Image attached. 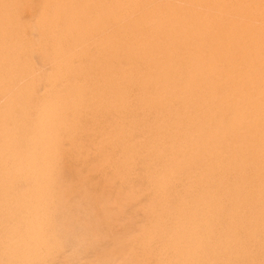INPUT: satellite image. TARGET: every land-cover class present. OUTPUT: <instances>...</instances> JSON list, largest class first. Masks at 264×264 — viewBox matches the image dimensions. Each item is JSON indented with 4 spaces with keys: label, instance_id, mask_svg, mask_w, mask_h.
Listing matches in <instances>:
<instances>
[{
    "label": "bare ground",
    "instance_id": "obj_1",
    "mask_svg": "<svg viewBox=\"0 0 264 264\" xmlns=\"http://www.w3.org/2000/svg\"><path fill=\"white\" fill-rule=\"evenodd\" d=\"M31 1L0 0V226L11 225L2 232V264H53L58 236L75 234L73 219L63 228L68 203L57 173L65 156L77 155V115L94 99L96 113L111 115L109 135L94 152L109 154L99 161L100 176L115 166L109 177L120 196L133 190L135 171L143 175L135 205L148 214L138 211L145 229L132 248L160 237L153 251L148 246L155 264H218L256 243L263 259L264 0ZM39 57L49 67L43 78L34 72ZM107 200H98L103 210ZM169 202L172 212L164 210Z\"/></svg>",
    "mask_w": 264,
    "mask_h": 264
},
{
    "label": "rangeland",
    "instance_id": "obj_2",
    "mask_svg": "<svg viewBox=\"0 0 264 264\" xmlns=\"http://www.w3.org/2000/svg\"><path fill=\"white\" fill-rule=\"evenodd\" d=\"M30 1V0H29ZM36 1V0H35ZM32 5H34V1L32 0L31 2H30ZM24 16L22 15V18H23ZM45 57V56H44ZM42 59V61H41V59ZM46 58V57H45ZM45 58H43V57H39V58H37L38 60H36L35 61V69H34V72H35V74L39 77V78H43L44 76H45V74H47V72L49 73V69H47V68H49V67H47L44 63H46L45 61H46V59ZM45 59V60H44ZM40 60V61H39ZM44 61V63H43V65H41L42 63L41 62H43ZM37 63V64H36ZM40 64V65H39ZM38 66V67H37ZM43 66V67H42ZM38 68V69H37ZM40 68L41 69H43V71L42 70H40ZM45 68V69H44ZM41 72H40V71ZM46 70H47V72H46ZM45 71V72H44ZM43 75H42V74ZM41 75V76H40ZM98 105V100L97 99H94V101L90 104V108H91V110H87L88 112V114L87 113H85V112H83V111H85V110H83V111H81V114H78L77 116H78V119H79V121H80V127L77 129V131L75 132V135H76V142H77V149H76V147H74V151H73V155L74 154H77V155H75V156H73V158H71V156H65L64 158H63V160H62V166L61 167H59V169H58V173H57V175H58V180H60V182H59V188H61V190H60V192L61 191H64L63 192V196L62 197H64V203L65 202H67L66 204H67V208H66V210H64L63 211V209L61 210V208L59 209V210H61V212L62 213H64V214H61V212L60 211H58L57 212V214H61V215H67V216H69V217H67V216H65V220L64 221H66V222H63V228L64 229H67L69 226H70V224H71V226H70V228H68V229H71L72 227H73V232L75 231V234L73 233V234H70L69 236L68 235H65V236H63L62 234L61 235H59L58 237L61 239V240H58V242H57V244L61 247H59V249H58V254H57V257H56V259H55V261L54 262H52L53 264H103V263H108L110 260H111V258H112V262H113V260H117V263H120V264H125V262H126V264H131V263H137V264H147L148 262L150 263L151 261H152V264L154 263L155 264V262H154V260H152V258L154 259L155 257H154V255L153 254H151V255H147V252H148V246L150 247V249L153 251L156 247H157V245H158V243H160L161 242V238L159 237V238H156V240H152L151 241V243H149V244H147L146 246H145V248L144 249H142V250H136L135 248H132V247H134L133 246V240L136 238V236H135V234H138V236L139 235H141L142 233H140V232H143L144 231V229L145 228H143V223H142V221H141V217L139 218L138 217V214H140L139 212H141L142 214L144 213V215H142V216H145V214H148V212L146 213L145 212V210H144V208H142V211L140 210L141 209V207H139V206H136L135 204H136V202L138 201V196L140 197L141 195H142V192L140 191L139 192V190H137L138 188H140L141 187V185L143 184V175L142 174H140V172L139 171H135V173L133 174V178H132V182H133V187L135 188H132L133 190H130V191H134V193H132V192H130L129 191V193H130V195H129V193L128 194H123V195H120L121 196V198H120V196H119V194L120 193H118V192H116V188H115V190L113 191V188H114V186H115V183L112 181V179H111V177L113 176V174H115L114 172L116 171L115 170V166H113V169H111V171L109 170V171H107V173H106V175L105 176H100V170H99V161H100V164L102 163V161L103 162H105V160L107 161V157H109V154L108 155H104V156H102V157H100V158H97V156L95 155V151H96V148H97V146L98 145H100V144H103L104 143V141H106V139H107V136L109 135V130H110V128H111V119H110V114L108 113V112H100V113H96L95 111H94V109H92V108H95L96 106ZM83 112V113H82ZM103 114V115H102ZM97 116H98V118H97ZM105 116H106V118H105ZM109 116V117H108ZM102 118V119H101ZM108 119H110V120H108ZM84 123H83V122ZM106 121V122H105ZM134 121V120H133ZM82 124V125H81ZM83 124H84V126H83ZM90 125V126H89ZM87 126L90 128H87ZM84 127V128H83ZM88 129V130H86V128ZM105 128H106V131H105ZM84 129V130H83ZM86 130V131H85ZM85 131V132H84ZM83 134V135H82ZM105 137H104V136ZM80 136V137H79ZM84 136V137H83ZM96 136H97V138H96ZM104 138V139H103ZM81 139L82 140H84V142L83 141H81ZM103 139V140H102ZM79 140H80V142H79ZM82 142L84 143V144H82ZM80 143V144H79ZM97 143V144H96ZM79 144V145H78ZM79 146H80V148H79ZM86 146H88V147H86ZM90 147H91V152H90ZM95 149V150H94ZM78 150V151H77ZM82 151V152H81ZM76 152V153H75ZM80 152V153H79ZM90 152V153H89ZM89 153V154H88ZM87 154L89 155L88 156V159H87ZM76 157V158H75ZM105 157V159H103ZM69 159V160H68ZM72 159V160H71ZM101 159V160H100ZM103 159V160H102ZM77 160H79V161H77ZM86 160V161H85ZM90 160V161H89ZM81 161H83V162H81ZM84 162H85V164H84ZM92 162V163H91ZM97 162H98V164H97ZM67 163V164H66ZM95 164V165H94ZM94 167H93V166ZM92 166V167H91ZM98 166V167H97ZM64 167H66V169L64 168ZM68 167V168H67ZM75 167H79L78 169L76 168H73ZM97 167V168H96ZM62 168V170L60 171V169ZM70 168V169H69ZM72 168V169H71ZM93 168V169H92ZM96 168V169H95ZM67 169H69L68 171H67ZM74 170H77L76 172H77V174L79 173V176L75 173V171L73 172ZM96 170V171H95ZM70 171V172H69ZM72 171V172H71ZM90 171V172H89ZM94 171V172H93ZM67 172L69 173V175L67 174ZM87 172L89 173V174H87ZM139 172V173H138ZM61 173V174H60ZM72 173V174H71ZM136 173H138V175L139 176H137V174ZM75 174H76V177H78V178H76V177H74L75 176ZM82 175V176H81ZM89 175V176H88ZM108 175V176H107ZM140 175H141V178H140ZM106 176H107V178H106ZM109 176H111V177H109ZM67 177V178H66ZM68 177H69V179H68ZM59 178H61V179H59ZM63 178V179H62ZM74 178V179H73ZM94 178V179H93ZM109 178V179H108ZM88 179L90 180V183L92 184V186H90L91 184H89V182L87 183V181H88ZM107 181H106V180ZM66 180V183H64V181ZM74 180L75 181H77V182H75V184H73L74 183ZM86 180V181H85ZM91 180H93V181H91ZM109 180V181H108ZM63 181V182H62ZM67 181H69V182H67ZM70 181H72L71 183H70ZM84 181V182H83ZM98 181V182H97ZM94 182V183H93ZM60 183H64L63 185L66 187H64V186H62V184H60ZM68 183H70L69 184V186H71L70 187V189H67V186H66V184L68 185ZM79 183V184H78ZM82 183H85V186L82 184ZM87 183V184H86ZM98 183L100 184V185H98ZM110 183V184H109ZM83 186H82V185ZM89 184V185H88ZM102 184V185H101ZM106 184H108V185H106ZM88 185V186H87ZM94 185V186H93ZM104 185H105V187H104ZM69 186H68V188H69ZM78 186V187H77ZM86 186H87V188H86ZM91 187V189L90 188H88V187ZM96 186V187H95ZM107 186H109V187H107ZM113 186V188H111ZM137 186V187H136ZM62 187H64L63 189H62ZM82 187V188H81ZM83 187H84V189H83ZM95 187V188H94ZM93 188V189H92ZM98 188V189H97ZM108 190V191H106V189ZM111 188V189H110ZM79 189L81 190V189H83V191H87V189H88V191H90V192H93L94 190L95 191H97V192H95V193H93V194H95L94 195V199H95V197H96V199H95V204H94V201L92 202L91 200H93L92 199V197L90 196L91 194H90V192H84L83 193V191L81 192V191H79ZM97 189V190H96ZM105 189V191H103ZM93 190V191H92ZM137 190V191H136ZM66 191H68L67 193H66ZM72 192V193H70V192ZM75 191V192H74ZM111 191V192H110ZM106 193L105 195H104V193ZM115 192V193H114ZM79 193H81V195H82V197H81V195L79 194ZM89 193L90 195H88V198H87V194ZM96 193H98V194H96ZM108 193H111V194H108ZM114 193V196L112 195ZM60 194V193H59ZM68 194V195H67ZM75 194H77V195H75ZM84 194H85V197H83L84 196ZM92 194V195H93ZM133 194H135V197H133L134 195ZM140 194V195H139ZM110 195V196H109ZM66 196H67V199H69V200H67L66 199ZM77 196H79L78 198H76ZM89 196H90V198H89ZM98 196V197H97ZM102 196V197H101ZM109 196V197H108ZM112 196V197H111ZM118 196V197H117ZM132 197L131 199L133 200L134 198V201H132L130 198H126V197ZM69 197V198H68ZM72 197V199H70ZM73 197L74 198H76V199H73ZM117 198V199H115V198ZM124 197L126 198V199H124ZM82 198V199H81ZM84 198H87L86 200H83ZM99 198V199H98ZM101 198H102V200L103 199H105V202H106V200L108 201V203H106V204H109V206L107 205V206H105L104 207V210H103V206H104V203H102V202H99V201H102L101 200ZM78 199V200H77ZM81 200V202H80V200ZM99 201H98V200ZM111 199H113V200H111ZM124 199V200H123ZM137 199V200H136ZM71 200V201H70ZM83 200V201H82ZM117 200V201H116ZM127 200V201H126ZM69 201V202H68ZM73 201H75V202H73ZM76 201H77V204H75L76 205V207H75V205H74V203H76ZM88 202V203H85L87 206H85L84 205V203L83 202ZM91 201V202H90ZM116 201V202H115ZM128 201H130V202H128ZM61 202V203H60ZM59 203L60 204H62V201H60ZM98 202V203H97ZM125 202H127V204L125 203ZM132 202V203H131ZM71 203V204H70ZM73 203V204H72ZM103 204V206H102V208L100 207L102 204ZM111 203V204H110ZM131 203V204H130ZM90 204H92L91 206H90ZM105 204V205H106ZM124 204V205H123ZM173 205L171 202H169V204H167L166 206H165V208H164V210H168V211H173L174 210V208H173V206H171V205ZM70 205H71V207L72 206H74V207H70ZM89 205V206H88ZM95 205L97 206L95 209H97V211L94 209V207H95ZM133 208V206L132 205H134V207L135 208H131L130 206ZM82 206V207H81ZM83 206H84V208H83ZM110 206H114V209H115V207L117 206V208L114 210V209H112V210H114V212L111 210V212H112V214H111V217L110 218H108L107 219V216L108 215H105V217L106 218H104V211H105V209L108 207L109 209H110ZM127 206V207H126ZM128 207H130L131 209H129V211L130 212H127L128 211ZM72 209V210H70V212L71 211H73L72 213H69V210H68V212H66L65 213V211H67V209ZM89 208V209H88ZM94 210V212L91 210ZM98 208H99V210H100V208H101V210H100V212H99V210H98ZM120 208V209H119ZM124 208V209H123ZM138 208V209H137ZM118 209H119V211H118ZM127 209V210H126ZM87 210V211H86ZM103 210V213L101 212ZM121 210H123V211H121ZM144 210V211H143ZM86 211V212H85ZM110 211V210H109ZM121 211V212H120ZM124 211H125V213H124ZM139 211V212H138ZM146 211H148V210H146ZM115 212H117V213H115ZM88 213L90 214L91 213V217L94 219H92V218H90V216H88ZM95 213H96V216H95ZM97 213L98 214H100V216L99 215H97ZM114 213L115 214H117L115 217H114ZM134 213V214H133ZM58 215L59 217H61V215ZM71 214V215H70ZM72 214H74V215H72ZM77 214H79L80 216H78ZM86 214V215H85ZM119 214V215H118ZM124 214H126V215H124ZM129 214V215H128ZM135 214H137L136 216H135ZM102 215V216H101ZM124 218H122L121 216ZM73 218H72V217ZM112 216H113V219H111L112 218ZM125 216H127V217H125ZM131 216H134L133 218L131 217ZM97 217V218H96ZM100 219H99V218ZM102 217L104 218V221H102L103 219H102ZM109 217V216H108ZM117 217V218H116ZM118 217H120L121 218V220L118 218ZM135 217H137V218H135ZM67 218V219H66ZM69 218H70V220H69ZM75 218L77 219L78 218V221H76L75 220ZM84 218V219H83ZM85 218H86V220H85ZM90 218V219H89ZM116 218V219H115ZM63 219V218H62ZM73 219V220H72ZM81 221H80V220ZM92 219V221H90ZM96 219H98V222H96ZM102 219V220H101ZM105 219L106 220H108L109 222V225L110 224H113V222L112 221H116V223H117V225H115V222H114V228H108V230L110 231H108V230H104L106 227H108L109 225H108V223L106 222L105 223ZM135 221H134V220ZM139 219V220H138ZM72 220V222L71 223H69V225H68V221L70 222ZM75 220V221H74ZM102 222H101V221ZM111 220V221H110ZM120 221L119 222V224H118V221ZM123 220H125V221H123ZM96 222V226H94V224H95V222ZM133 221H134V223H133ZM74 222V223H73ZM77 223V225H76V223ZM82 222H83V224H82ZM90 222H92V223H90ZM78 223H80V224H78ZM94 223V224H93ZM98 223V224H97ZM100 223H102V224H104V228L103 227H101V225H100ZM122 223H124L125 225H123ZM127 223V224H126ZM67 225V228L65 227L66 225ZM74 224V225H73ZM85 224H87L86 226H85ZM90 224V225H89ZM92 224H93V226H92ZM122 224V226H119V225H121ZM131 224V225H130ZM143 224V225H142ZM8 226V228L11 226L10 224H7ZM79 225V226H78ZM80 225H81V227H80ZM98 225H100V227H98ZM108 225V226H107ZM137 225V226H136ZM142 225V226H141ZM6 225H4V226H0V234L3 232L4 233V231L7 229V227H5ZM61 226H62V224H61ZM86 228H85V227ZM88 226H91V227H88ZM119 227V228H121V230L119 229V228H117V227ZM129 226V227H128ZM142 228H141V227ZM1 227H2V229H1ZM79 227L80 228H82V229H79ZM92 227L94 228V230L92 229ZM125 227V228H124ZM144 227H145V225H144ZM78 229V230H74V229ZM88 228H90V229H88ZM102 228V229H101ZM135 228V229H134ZM139 230H138V229ZM5 229V230H4ZM101 229V230H100ZM107 229V228H106ZM112 229V230H111ZM113 229H114V231H113ZM122 229H124V231L123 232H121L122 231ZM137 229V230H136ZM80 230H82V231H80ZM88 230V231H87ZM95 230H96V234H93V233H95ZM103 230H104V232H103ZM115 230H118V231H115ZM80 231V232H79ZM93 231V232H92ZM105 231H107V233L105 232ZM130 231V233L128 234V232ZM133 231V232H132ZM87 232H89V233H86ZM98 232L102 235V236H100V234H98ZM114 232V233H113ZM116 232H118V233H116ZM132 232V233H131ZM3 233H2V235H1V237H0V240H1V242H0V246H1V244H2V239H4V237H3ZM84 233V234H83ZM90 233H92L93 235H95V236H93L92 234L90 235ZM110 233H111V235H110ZM121 233V234H120ZM123 233H125V234H123ZM78 234V235H77ZM114 234V236L112 237V235ZM123 234V235H122ZM72 235V239L70 238V236ZM80 235V236H79ZM86 235H88V237H89V239H93L92 241H89V239H88V237L86 236ZM99 235V236H98ZM106 235V237H104ZM61 236L64 238H61ZM73 236H79L78 238H74ZM83 236V237H82ZM92 236V237H91ZM108 236H109V238H108ZM123 236V238H121ZM128 236V237H127ZM135 236V237H134ZM68 237V238H67ZM81 237V238H80ZM85 237V238H84ZM117 237V238H116ZM68 239V240H66V239ZM70 238V239H69ZM86 240V242L84 241V239ZM87 238V239H86ZM98 238V239H97ZM100 238V239H99ZM103 239V241H102V239ZM113 238H115V239H113ZM120 238H121V240H120ZM127 238L129 239V240H127ZM81 239V240H80ZM83 239V240H82ZM96 239H97V241L98 242H95L96 241ZM110 240V241H108V240ZM120 241H122V242H120ZM127 240V241H125V240ZM132 239V240H131ZM63 240V241H62ZM100 240H101V242H100ZM107 242H109V243H107ZM112 240V241H111ZM114 240H115V243H113L114 242ZM124 240V241H123ZM64 241L66 242V243H64ZM70 241H73L72 243H74V244H71L70 243ZM76 241V242H75ZM79 241V242H78ZM80 241H82L81 243H80ZM118 241V242H117ZM129 241V242H128ZM86 244H85V243ZM93 242V243H92ZM120 242V244L118 245L117 243H119ZM124 242V243H123ZM127 242V243H126ZM62 243H63V245H64V247H63V245H62ZM87 243H90L89 245H87ZM100 243V244H99ZM102 243H104V245L102 246ZM107 243V244H106ZM123 243V244H122ZM261 244H264V241L263 242H260ZM61 244V245H60ZM68 244V245H67ZM78 244V246H76ZM95 244V245H94ZM98 244V247L100 246L101 247V249L102 250H99L100 249V247L98 248L96 245ZM106 244V245H105ZM112 244V245H111ZM116 244V245H115ZM71 245H72V247H71ZM75 245V246H74ZM114 245V246H113ZM82 246V247H81ZM86 248V250L84 249V247ZM87 246H89V247H87ZM93 246V248H95V247H97V248H95V249H98V250H95V249H93V248H91ZM106 247V248H103V247ZM108 246H110V248L111 247H113V248H111V250H110V248L108 247ZM118 246V247H117ZM251 246H253V248L251 249L252 250V252L251 253H247V254H245L244 252H243V248H242V246L241 247H239L238 248V250L237 251H235V252H228V254H229V256H228V254L226 255V256H224V261H223V259H221V262H218V264H231V261L233 262L232 264H234L235 262V264H243V262L241 261V258H243L244 260L246 259V263L244 262V264H264V255H262V257H263V259H261V256H260V254H262L261 253V249L259 248V251H257L258 250V247L256 246V243H253ZM62 247H63V251L62 250H60V249H62ZM116 247H117V249H116ZM256 247H257V249H256ZM87 248H89V250L87 249ZM121 248V249H120ZM129 248V249H128ZM132 249V251H131V249ZM71 249V250H70ZM78 249V250H77ZM80 249V250H79ZM93 250V251H91V250ZM105 249V250H104ZM113 249L115 250V251H113ZM82 250H84L83 252L84 253H82ZM109 250V251H108ZM117 250V251H116ZM127 250H128V252H127ZM62 251V252H61ZM76 251H77V253H76ZM90 251L92 252V253H90ZM97 251V252H96ZM101 253H100V252ZM110 251L112 252V253H110ZM131 251V252H130ZM62 254H61V253ZM64 252V253H63ZM87 252V253H86ZM100 253V255H99V253ZM119 252V253H118ZM133 252V253H132ZM240 252H242V253H240ZM247 252H249V250L247 251ZM107 253V254H106ZM128 253V254H127ZM239 253V254H238ZM68 254V255H67ZM78 254H80V255H82V254H84V255H82V257L80 258V255H78ZM86 254H89L88 255V258H86L87 257V255ZM96 254V255H95ZM103 254V255H102ZM129 254H130V256H129ZM237 254V255H236ZM250 254V255H249ZM257 254V255H256ZM60 255H61V257H60ZM77 255V256H76ZM99 255V256H98ZM105 255V257H103ZM112 255V256H111ZM115 255H117V257H119V258H117ZM120 255H124V256H126L127 255V259H126V257H121L120 258ZM239 255V256H238ZM244 255V256H243ZM246 255V256H245ZM84 256V257H83ZM96 256V257H95ZM102 257V259L101 258H99V257ZM111 256V257H110ZM133 256V257H132ZM135 256V257H134ZM251 256V257H250ZM254 256H256V257H254ZM0 261H2L0 264H2L4 261L2 260V256H1V254H0ZM75 257V258H74ZM93 257H94V259H96V260H91V259H93ZM98 257V258H97ZM152 257V258H151ZM245 257V258H244ZM78 258H79V260H78ZM103 258H105V259H103ZM107 258H109V259H107ZM115 258V259H114ZM125 258V259H124ZM248 258V259H247ZM251 258H253V260H254V262L252 261V259ZM255 258V259H254ZM82 259V260H81ZM90 259V260H89ZM100 259H101V261H100ZM121 259V260H120ZM129 259V260H128ZM133 259V260H132ZM150 259V260H149ZM235 259H237V260H235ZM242 259V260H243ZM87 262H85V261ZM88 260V261H87ZM98 260H99V262H98ZM106 261V262H103V261ZM135 260V261H134ZM138 262H137V261ZM144 260L146 261V262H144ZM227 260V261H226ZM229 260V261H228ZM239 260V261H238ZM250 260V262H248V261ZM64 261H66V262H64ZM79 261H81V262H79ZM84 261V262H83ZM90 261H92V262H90ZM97 261V262H96ZM119 261V262H118ZM130 261H132V262H130ZM134 261V262H133ZM88 262H90V263H88ZM103 262V263H102ZM129 262V263H128ZM209 262H213V264H215L216 263V261L215 260H209ZM224 262V263H223ZM239 262H242V263H239ZM148 263V264H149ZM151 264V263H150Z\"/></svg>",
    "mask_w": 264,
    "mask_h": 264
}]
</instances>
